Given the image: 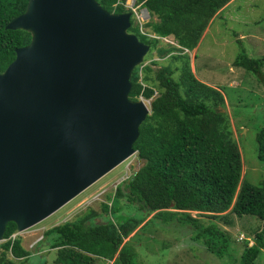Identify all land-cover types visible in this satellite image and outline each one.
<instances>
[{"label": "trees", "instance_id": "1", "mask_svg": "<svg viewBox=\"0 0 264 264\" xmlns=\"http://www.w3.org/2000/svg\"><path fill=\"white\" fill-rule=\"evenodd\" d=\"M96 1L107 11L126 10V0ZM229 1L135 0L136 7L149 11L150 19L145 23L150 32L162 37L172 35L177 42L176 46L159 47L160 39L140 30L138 22L129 28L162 56L174 51L168 64L157 66L158 61L151 59L143 68L136 66L130 77V98L153 96L151 111L140 124L133 144L144 164L108 195V200H117L116 206L113 201H102L98 210L90 207L73 220L44 231L48 247L56 248L55 264H94L112 259L116 252L112 264H139L129 240L162 216L184 223L185 228L192 224L193 241L202 243L218 258L226 257L231 238L216 220L229 225L233 222L229 214L251 215L260 221L252 241L243 240L234 262L255 264L264 248V181L254 184L241 177V154L229 127L223 93L196 78L187 52L198 45L209 22ZM27 3L28 0H0V72L13 60L15 48L30 42L28 31L5 28L11 18L24 12ZM178 58L180 64L174 65ZM233 65L253 73L264 85L262 58L250 57L241 48ZM141 69L143 77L139 80ZM176 71L178 79L173 77ZM255 141L257 158L264 161V119ZM128 204L135 205L134 213L122 211V206ZM186 210L206 214L212 220L202 223ZM157 226L167 227L163 221ZM15 231V224L9 221L3 234L5 240L0 243V264H23L30 259L20 236L8 238ZM174 236L182 239L185 233ZM126 237L129 238L124 241ZM45 262L42 259L40 264Z\"/></svg>", "mask_w": 264, "mask_h": 264}, {"label": "water", "instance_id": "2", "mask_svg": "<svg viewBox=\"0 0 264 264\" xmlns=\"http://www.w3.org/2000/svg\"><path fill=\"white\" fill-rule=\"evenodd\" d=\"M130 26L96 0H28L6 23L31 39L0 72V241L135 153L151 106L129 97L130 76L149 45Z\"/></svg>", "mask_w": 264, "mask_h": 264}, {"label": "rangeland", "instance_id": "3", "mask_svg": "<svg viewBox=\"0 0 264 264\" xmlns=\"http://www.w3.org/2000/svg\"><path fill=\"white\" fill-rule=\"evenodd\" d=\"M129 2L131 1L129 0ZM131 20L133 25L138 22L142 31L150 30V26L145 23L149 17L141 16L139 11L131 16ZM208 26L196 49H191L188 52L189 62L191 65L193 62L194 74L199 80L221 89L229 127L237 140L241 154V177L256 184L264 181V161L257 158L255 141V133L263 124L264 119V85L253 73L242 67L234 66L233 60L243 48L248 56L262 58L264 72V0H230L220 9ZM250 35H255L256 38H250ZM160 41L161 44H166L165 47L171 44L165 39H160ZM172 52L174 53V51ZM168 56L170 58L162 57L161 53L150 48L145 58L157 60V66H159L161 63L168 64L172 55ZM180 62L181 59L178 58L174 60L173 64L179 65ZM178 72L173 74L175 79H178ZM143 164L144 160L138 158L136 153L133 154L60 209L21 232L19 234L21 245L31 253L30 259L23 264H40L42 259L46 261L44 264H55L56 248L48 247V241L42 236L43 232L54 225L73 220L90 207L98 210L102 201H113V205L116 206V199L110 197L108 200L107 198L114 192V184L127 178ZM134 207V204H128L122 206L124 209L122 211L134 213ZM186 211L200 219L202 223L206 224L212 220L206 214H200L198 211ZM229 216L233 220L229 225L216 220L231 238V248L227 250L229 256L226 255V257L218 258L207 252L202 243L193 241L190 231L193 227L192 224H186L185 228L184 223H177L170 217L166 219V216L153 219L141 231V234L138 232L139 236L132 237L129 242L137 252L136 258L139 264H234L240 254L243 240L252 241L253 231L259 227L260 221L251 215L236 217L229 214ZM161 221L167 227L157 226ZM171 223L173 226H169ZM182 232L185 233V237L175 238V234ZM187 232L189 234H186ZM129 237L124 238V241ZM36 239H41V241L34 244ZM117 255L116 252L114 257ZM113 258L97 260L94 264H112L115 259ZM255 264H264V248L261 249Z\"/></svg>", "mask_w": 264, "mask_h": 264}, {"label": "clouds", "instance_id": "4", "mask_svg": "<svg viewBox=\"0 0 264 264\" xmlns=\"http://www.w3.org/2000/svg\"><path fill=\"white\" fill-rule=\"evenodd\" d=\"M131 2H129V0H126L125 1V6H126V10H124V11H122V12H130V21H131V16L132 15H134V14H136L137 13V11H139V13H140V15L141 16H143V17H145V16H147V18L150 16L149 15V11L147 10V12L145 11V10H143L145 7H136L135 6V0H130ZM102 7V6H101ZM147 9V8H146ZM220 11V10H219ZM109 12H113V11H109ZM113 13H116V12H113ZM118 13H121V12H118ZM149 19H150V17H149ZM153 19H156V17H154ZM148 21V20H147ZM131 26H132V21H131ZM130 26V27H131ZM129 27V28H130ZM140 27V26H139ZM129 28H128V31L129 32H133V31H130L129 30ZM140 30H141V28H140ZM143 32H145V31H143ZM149 32V34L151 35V36H153V37H155V38H158V39H165L167 42H169V43H171L172 45H177V42H176V40L174 39V37L173 36H169V37H167V36H164V37H162V36H157L156 34H154V33H152V32H150V30L148 31ZM134 33V32H133ZM136 34V33H135ZM137 35V34H136ZM138 36V35H137ZM140 40V39H139ZM143 42V41H142ZM161 42V41H160ZM145 43V42H144ZM162 43V42H161ZM147 44V43H146ZM149 45V44H148ZM164 45H166L165 43L164 44H162V46H164ZM148 51H150V45H149V49H148ZM147 51V52H148ZM154 51H156V50H154ZM187 51V50H186ZM157 52V51H156ZM187 52H189V51H187ZM171 53H173V52H170V53H168V54H164V56H166V58H170V56H168L169 54L171 55ZM147 54V53H146ZM145 54V55H146ZM164 56H162V57H164ZM151 61V59H149V57L148 58H145V56L143 57V59H142V61L138 64V65H136V66H139L140 65V68L142 67L143 68V66L144 65H146V64H148L149 62ZM190 63V62H189ZM135 66V67H136ZM190 66H191V64H190ZM134 67V68H135ZM134 68H133V70H134ZM191 68H192V66H191ZM133 70H132V72H133ZM194 73V72H193ZM131 75H132V73H131ZM138 75H139V80H141L142 79V77H143V72H142V69L139 71V73H138ZM195 75V74H194ZM131 77V76H130ZM197 78V77H196ZM153 96H151L150 98H145V97H143V95L142 94H140V95H138V97L136 98V99H133V100H139V99H141V100H143L147 105H150V101H151V98H152ZM132 99V98H131ZM135 153H136V155H137V151H135ZM134 153V154H135ZM133 155V154H132ZM131 155V156H132ZM131 156H129V157H131ZM128 157V158H129ZM127 158V159H128ZM127 159H125V160H127ZM124 160V161H125ZM241 173H242V161H241ZM126 179V178H125ZM124 179V180H125ZM123 181V180H122ZM121 181V182H122ZM118 183V182H117ZM117 183L115 184V186L117 185ZM120 183V182H119ZM118 183V184H119ZM29 229V228H28ZM27 230V229H26ZM25 231V230H24ZM21 232H23V231H21ZM21 232H19V231H17V229H16V231L15 232H13V233H11L10 235H9V237L8 238H10L11 240H13V239H15V237H17V236H19V234L21 233ZM44 233V232H43ZM42 236H43V234H42ZM5 240V238L3 237V239L0 241V243L1 242H3ZM40 240L41 239H36L35 241H34V244L35 243H39L40 242ZM25 248V247H24ZM26 249V248H25ZM31 254V253H30Z\"/></svg>", "mask_w": 264, "mask_h": 264}, {"label": "crops", "instance_id": "5", "mask_svg": "<svg viewBox=\"0 0 264 264\" xmlns=\"http://www.w3.org/2000/svg\"><path fill=\"white\" fill-rule=\"evenodd\" d=\"M214 17H215V16H214ZM214 17H213V18H214ZM213 18H212V19H213ZM210 22H211V21H210ZM210 22H209V24H210ZM208 27H209V26H208ZM208 27L205 29V31L208 29ZM169 36L171 37L172 35H169ZM169 36H167V37H169ZM202 38H203V36L201 37V39H202ZM200 41H201V40H200ZM199 43H200V42H199ZM164 47H165V46H164ZM194 49H196V47H195ZM191 63H192V65H191V66H192V71L194 72V71H195V69H194V64H193V62H191Z\"/></svg>", "mask_w": 264, "mask_h": 264}]
</instances>
